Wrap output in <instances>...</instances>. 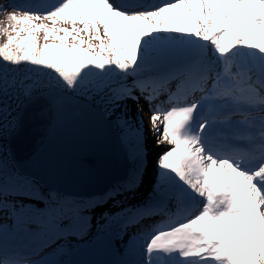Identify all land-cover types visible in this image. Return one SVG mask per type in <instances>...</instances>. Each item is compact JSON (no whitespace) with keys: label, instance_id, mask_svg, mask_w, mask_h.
Instances as JSON below:
<instances>
[{"label":"rangeland","instance_id":"374dc122","mask_svg":"<svg viewBox=\"0 0 264 264\" xmlns=\"http://www.w3.org/2000/svg\"><path fill=\"white\" fill-rule=\"evenodd\" d=\"M30 1L17 5L15 0H0V51L13 55L19 52L25 61L45 67V73H33L34 77L25 82L28 89L23 90L22 96L31 94L32 89L31 96H35L49 86L71 92L72 86L90 88L92 78L101 87L98 85L105 80L121 77L120 81L114 80L115 85L110 83L111 90L104 89L107 93L92 101L115 122L129 154L135 158L130 159L128 177L112 189L90 197L69 196L89 199L87 209L103 210L98 224L89 218H75L47 241L39 232L43 222L61 214L50 206L55 198L48 194L44 200H35L32 185L21 191L30 198H17L20 203L9 210L15 219L5 216L0 221V237L19 247H41L40 252L49 249L31 264L71 261L75 249L108 232L115 237L114 253L122 256L119 264H137V260L139 264H152L153 258L168 260L170 264H264V200L255 191V175L202 152L197 127L188 126L184 135L164 128L170 119L160 120L156 115L178 111L166 110L171 104L164 107L163 102L161 108H153L157 100L168 101L173 90L180 97L184 90L194 95L206 86L203 93L210 97L207 106L229 100L235 107L234 115L229 117L239 118L234 122H239L247 134L253 122L264 125V82L256 83L251 77L259 65L264 67V20H254L257 9L246 10L249 21L245 24L221 32L223 22L214 11H208L212 8L210 0H170L161 11L135 13L117 9L105 0L95 1L112 11L97 10L94 2L88 5L85 0L79 9L64 7L54 13L46 11V16L42 14L50 6L49 1L41 11H32L36 6ZM143 1L149 8L164 0ZM198 1L200 8L194 5ZM257 1L264 5V0ZM253 2L256 3L245 0L244 4ZM170 4L175 5L173 16L166 6ZM10 10L12 18L8 15ZM261 10L264 12V8ZM171 19L176 20L175 27L163 31V24ZM59 23L62 29L55 26ZM72 26L75 30L68 31ZM35 40L40 46L37 52L33 48ZM240 48L247 51L246 65L238 67L237 57L244 56L239 55L244 52ZM226 70L236 77L231 76L242 89L232 91L212 84L215 71H224L225 78L230 79ZM210 77L208 86L201 81ZM151 86L156 88L151 90ZM22 104L20 96L9 101L0 99V164L12 170L17 168L5 138L15 129ZM219 164L223 170L220 173L216 170ZM239 171L249 186L243 187L240 182L235 190L233 175ZM208 182L210 186H206ZM217 183L225 186L227 203L235 202L245 191L247 197L243 199L256 202L257 215H245L251 210L247 200L240 208L220 212L217 217L213 216L214 209L205 211L206 189ZM5 188L8 187H0V197ZM169 225L174 228L171 235ZM164 229L169 230L159 233ZM61 232L65 235L57 238ZM157 234L159 244L154 245L149 238ZM150 248L153 251L146 253ZM125 257L127 263L123 261Z\"/></svg>","mask_w":264,"mask_h":264},{"label":"water","instance_id":"95a60500","mask_svg":"<svg viewBox=\"0 0 264 264\" xmlns=\"http://www.w3.org/2000/svg\"><path fill=\"white\" fill-rule=\"evenodd\" d=\"M5 142L17 170L55 194L94 196L129 175V149L115 122L102 106L61 87L24 100ZM101 239L76 249L70 264H108L113 239Z\"/></svg>","mask_w":264,"mask_h":264},{"label":"trees","instance_id":"16d2710c","mask_svg":"<svg viewBox=\"0 0 264 264\" xmlns=\"http://www.w3.org/2000/svg\"><path fill=\"white\" fill-rule=\"evenodd\" d=\"M33 48L35 52H37L40 48L38 42L36 44V40L33 41ZM44 69L45 67L42 65L36 64L32 61H25L22 56H20L19 52L13 55L11 52L6 54L0 51V99H2V101H9L10 98L20 96L21 101L26 100L31 96L34 90L32 89L31 94L22 96L23 90L28 89V87L24 85L25 82L28 79H31V77H34L33 73H35V75L41 71L45 73V71H43ZM116 78L119 81L121 80V77ZM92 80H89V82H92L90 84V88L84 85L81 87L72 86V92L96 101V96L98 98L103 95V93H107V91L104 89L111 90L110 83H114L115 85L114 80H105L100 85H98L101 87H97L94 83L96 82L94 81L95 78H92ZM130 80L132 79L130 78ZM33 83L35 85L37 84V81H34ZM90 89H93L92 92H89ZM130 157L131 159H134L135 155L131 154ZM13 170L10 168H5L0 164V187H8L3 191L4 196L0 197V213H6V209L14 210L16 208V204L20 203V200L17 198H30V196L21 193V191H26L33 185V198L35 200H44L45 195L48 194L49 197L55 198L52 208L56 209L55 211L61 214L55 219H47L44 221L39 230L42 233L49 235L58 233L61 231L62 227L70 226V221H74L75 218L80 221H82L83 218H89L92 219L94 223L98 224L99 219L104 214L103 210L87 209V202H89V199L87 198L78 199L75 197H66L64 195L50 193L41 183L30 177L20 174L14 167ZM21 202L27 203L26 200ZM74 213L77 217H75ZM74 226L75 225L73 224L72 227L74 232H76ZM63 235L65 234L61 232L57 234L56 237H63Z\"/></svg>","mask_w":264,"mask_h":264},{"label":"bare ground","instance_id":"6f19581e","mask_svg":"<svg viewBox=\"0 0 264 264\" xmlns=\"http://www.w3.org/2000/svg\"><path fill=\"white\" fill-rule=\"evenodd\" d=\"M49 1L51 4L49 7H47V9H45V3ZM85 0H39L38 3H40L39 5H37L36 7H32V11H35V10H43V16H46L48 14H46L45 12L46 11H49V13H54V12H57L59 9H62L64 7H68V8H77L79 9V7L83 6V2ZM87 2L85 4H92V2H94L95 4V8L97 10H104L106 12H111L112 10L110 8H107L103 5H100L98 4V2H96L95 0H86ZM108 2V0H105ZM201 1V0H199ZM199 1L198 2H195L194 5L197 7V8H200L202 5L199 4ZM177 2H180V1H177ZM210 5L212 6V8H209L208 11L209 13L211 12H215L218 17H219V21H222L223 22V25L225 28H233L235 25H240V24H245L246 22L249 21L248 17L249 15L246 14V10L247 9H254L255 7H258V6H262V4H257V6L255 7H249L248 5H245V0H210ZM164 5H160L157 10L158 11H161L162 8H163ZM167 8L169 9V14L171 16H173V14H171V11L173 12V8L175 7L174 4H170V5H166ZM179 6V5H178ZM15 8V7H14ZM10 9V8H9ZM251 10H249L250 12ZM258 12H262L261 10V7H258V9L253 13V15L255 16ZM8 15H10L9 17L12 18L13 17V11L10 10L8 12ZM6 16V15H5ZM15 19V18H14ZM164 27H163V31H171L172 28L175 27L176 25V20H170V21H167L165 22V24H163ZM58 27V29H62V26L61 24H57L55 25ZM171 26V27H170ZM68 29V28H67ZM70 30H75V26H72L68 31ZM234 46L235 44H233L231 46V50L234 49ZM241 50H243V48H240ZM244 52H240V54H245L247 51L243 50ZM241 57H237V59L239 60ZM236 59V60H237ZM235 73L238 75V69H235L234 70ZM226 72H228L229 74V77L233 76L231 73H229L228 70H226ZM214 73V79L212 80V84L215 82V85L216 84H220L221 87H224V88H229L228 90H237V88L239 89H242L241 85L236 83L235 79L236 77H231L232 79L234 80H229L227 78H225V72L224 71H215L213 72ZM253 75H258V76H264V67L259 65L256 69V71L254 72ZM201 81L203 83L206 84V82H209L210 80H206V79H201ZM208 86V84H206ZM245 87V86H244ZM235 88V89H233ZM205 96H203L202 98H204ZM174 109H177L178 111L176 112H168L166 115H164V113H158L157 118L158 119H163L164 121L165 120H168L170 119V121L168 122V124H163L164 128H169V129H172L173 133L175 134H178V135H184V132H183V128L184 127H188L190 125H188L186 123V119H189L191 118V115H190V112H189V115L187 113V111L183 110L184 108H172L171 110H174ZM188 125V126H187ZM216 170L218 171V173L222 172V168H221V164L218 165V167L216 168ZM215 172V171H214ZM234 181L237 183L239 181H241L243 183V187H247L249 186V183H248V180L245 176H243L242 172L239 171V173L235 172L234 174ZM209 186H210V183H209ZM217 184H213L212 187H216ZM237 186H238V183L236 184V187H235V190L237 189ZM212 187H207V199L205 200V204L207 205L206 206V209L205 211H207L208 209H213L215 207H217V203L216 201L217 200H220L222 201V203H224V205L227 204V197L224 196V192L222 193L223 196H220V195H217L214 191H212ZM50 193H53V192H50ZM55 194V193H53ZM61 195V194H59ZM216 195V196H215ZM240 197L237 198L234 201H230L228 202L226 208L227 210L233 208V207H237V208H240L242 205H244L245 203V200L248 201V203H250L251 205V208L252 210L250 212H246V216H255L257 215V213L255 212L254 208L256 206V202L255 201H252L250 199H243V197H247L246 195L244 194H239ZM69 196V195H68ZM220 196V198H219ZM218 197V198H217ZM225 200V201H224ZM47 201V200H45ZM47 204V202H46ZM50 206H53V202L52 204H50ZM44 209V208H43ZM41 209V210H43ZM40 210V209H39ZM169 229H164L162 231H160L159 233H164L166 231H168V235H171L174 231V228H173V225H169ZM160 238V235L157 234L155 236H150V240L154 243V245H158L159 244V241L158 239ZM4 243L6 242V240L3 241ZM42 248L39 247V255L35 256L34 258H32L31 260L27 261V262H24V263H21V264H31L33 263V261L37 260L38 258L41 257V255H43L47 250H45L44 252H40ZM153 251V248H150V249H146V253H149ZM64 262H67L64 261ZM126 263V261L124 262ZM74 264H82V263H74ZM165 264H168L167 262H165Z\"/></svg>","mask_w":264,"mask_h":264}]
</instances>
